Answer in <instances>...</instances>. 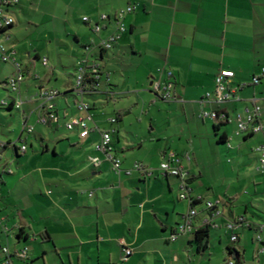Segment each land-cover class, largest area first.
I'll return each mask as SVG.
<instances>
[{"label": "crops", "instance_id": "1", "mask_svg": "<svg viewBox=\"0 0 264 264\" xmlns=\"http://www.w3.org/2000/svg\"><path fill=\"white\" fill-rule=\"evenodd\" d=\"M18 1L17 5L6 8L14 19V7L22 5L21 0ZM2 2L0 0V8ZM37 2L45 3L25 0L22 6L23 13L31 12L30 18H36L30 19L31 26H42L47 16L57 19L58 16L51 12L42 18L39 11L36 14L34 5ZM47 4L52 3L47 1ZM87 5L91 12L90 22L86 23L84 19L83 22L92 32L95 24L103 28L93 39L94 52L102 40L117 33V14L135 7L123 19L126 31L113 48L104 53L99 49L96 55L92 54V59H98L102 64L98 91L78 96L75 93L76 75L74 82H67L64 89H59L48 86L54 81L53 76L58 78L55 71L41 79L20 65L25 78L19 92L14 93L6 85L16 75L14 63L11 77L3 81V87L13 96L3 100L1 107L10 113L20 111L22 129L15 131L11 127L10 134L5 131L0 134V149L11 150L17 158L15 168L4 164L0 167V264L9 259L5 249L10 252L12 264H168L170 261L183 264L177 253L191 239L180 242L181 236L175 241L171 237L191 211L190 199L198 198L201 201L193 206L198 212L193 219L194 231L186 235L209 228L210 239L213 231H221V242L223 236L229 235L230 242L236 244L241 241L242 230H255L264 247V231L260 232L264 217L257 214L264 208V194L258 191L259 181L252 182L254 194L247 193L251 197L244 205V215L236 216L232 208L227 215V205L222 200L217 199L215 204L208 195L198 191L194 173L195 155L200 149V144L198 147L194 140L197 133L192 131L188 121L178 124L182 112L187 118L198 114L204 125L211 121L214 129L215 125L236 122V114L251 106L253 100L264 107V0H91ZM66 10H72V7ZM102 15L110 19L103 21ZM15 26L16 19L13 27L3 34L7 42H11ZM76 41L82 42L79 34ZM11 54L13 58L17 52ZM79 56L77 61L82 58L83 50ZM44 59L37 57L35 61L43 62ZM222 71L235 73L227 85L229 90L238 89L239 100L232 99L224 104L216 102L215 77ZM255 78L259 79L258 84L254 83ZM28 79L35 81L33 92L29 91L28 83L23 90ZM167 83L174 84L169 100L157 92L159 86L163 90ZM43 91L58 92L53 100L56 119L44 106ZM148 95L155 97L151 96L149 100L156 108L150 121L154 129L147 135L129 131L128 125H133H127V119ZM70 98L74 103L69 102ZM19 100L22 103L17 108ZM81 100L91 106L93 117V122L88 124L92 131L86 138L81 137L79 127L68 129V124L87 116L78 107ZM71 104L78 108L74 110ZM215 112L226 113L231 121L201 118L205 113ZM158 116H167V121L165 128L156 131ZM113 118L118 119L117 123L110 122ZM33 120L34 131L29 133L25 126H31ZM99 130L117 135L118 144L120 136H126L128 144L123 148L116 146L112 139L115 154L122 161L119 173L97 149L101 141ZM130 134L137 138L135 142H130ZM214 134L219 140L215 129ZM223 134L228 138L227 146L232 148L229 136L226 132L220 135ZM256 135L240 137L248 141ZM25 144L27 150L23 152L21 148ZM14 145L20 148L18 152ZM30 149L34 151L27 157ZM258 149L256 172L262 175L257 171L261 157ZM134 154H138L139 160ZM22 157H27L25 163ZM94 159L99 163L95 164ZM166 161L181 166L189 174L186 191L179 178L162 175L159 168ZM137 164L148 171L137 170ZM182 193H187L190 199L182 200ZM238 196L231 197L232 206L239 205ZM211 202L222 212L215 219L207 210V203ZM236 221H239L236 230L230 231L228 224ZM233 235L238 236L237 242H232ZM210 239L208 249L203 252L195 239L199 253L206 254ZM164 242L172 243V246H166ZM192 243L189 242L188 247ZM124 247L133 252L127 259ZM229 247L237 250L235 246L227 245L225 264L230 257ZM25 248L28 258L23 260L17 253ZM163 251L174 252L172 259L162 262L154 257ZM246 252L244 249V254ZM261 252L258 257L256 252L253 254L257 264H264V253ZM243 264H246L244 256Z\"/></svg>", "mask_w": 264, "mask_h": 264}, {"label": "rangeland", "instance_id": "2", "mask_svg": "<svg viewBox=\"0 0 264 264\" xmlns=\"http://www.w3.org/2000/svg\"><path fill=\"white\" fill-rule=\"evenodd\" d=\"M39 1H44L45 3L41 5L37 2V4L34 5V9L37 10L36 14L40 12L42 18L43 15L48 14L47 12H49V14L51 12L53 15L58 16L57 19L53 20L48 16H44L43 18L45 19L46 17L47 20L46 22L42 21V26H31L29 23L36 18H30L31 12L29 14L23 13L22 6L25 5V0H21V7L20 5L14 7L16 26L13 31L14 35H12V40L11 42H7L5 40L6 38L4 39L3 37L4 35H1L0 37H2V39L0 38V42L6 48L7 55H12L11 52H17L13 57V59L16 60V63L23 68H27L32 73H35V75L41 79H46L48 75L50 76L52 70L55 71L54 74L57 75L59 81L56 79V76H53L52 78H54V81L51 84H48V86L52 85L59 89H64L67 82H74L73 76L76 75L75 65L78 66L83 56H89L91 59L92 54L96 55L99 51L98 49L94 52L96 50V45L94 47L92 43L93 39H96V34L91 31V27H88L83 22L84 17H91V12L87 5L88 2L91 3V0ZM47 1H50L52 4H47ZM71 1L72 6L70 5ZM69 7H72V10H66V8L68 9ZM77 34H79L80 40L82 41L80 43L76 41ZM84 47H88L89 49L86 50ZM82 50L83 56L77 61ZM28 54L31 55L30 58ZM37 57L40 59L47 58L49 60V66H44L41 61H35ZM13 71L14 64L12 62L5 63L0 58L1 135H3L4 131L7 134L11 127H14L15 131L22 129V116L20 115V111L16 110L13 113H10L8 110L1 107L3 100H9L10 97L13 96V94H10L8 88L3 87L4 82L7 81H5V79L11 77ZM27 83L30 84L28 87H31L29 91H35V81L31 79H28L23 90L25 91ZM24 95L29 94L25 93ZM30 95L32 94L30 93ZM74 96L76 95L74 94ZM151 96L155 99L154 95ZM151 96H146L143 100V104H141L140 101V107L134 108L135 110L132 116L127 119L126 124L128 125L130 123L133 125H128L130 129L129 131H137L142 135H147L154 129L150 126V121L152 119V114L154 115L156 112V108L149 101ZM69 102L74 103L73 98H70ZM71 105L74 110L78 108L73 104ZM181 115L182 117L178 124H187V121L190 122L192 131L197 133V138H194L196 145L199 147L200 144V149H198L197 154L195 155L197 157V163L194 162V173L197 175L196 186L199 188L198 191H201L206 196L208 195L209 199L213 200L215 204L218 203L217 199L222 200V202L227 205V215H229L231 208L236 212V216L239 217L244 215V205L245 203H249L251 195L254 194L253 181H259L260 186L258 191L259 193L264 194V176L259 175L256 172L257 160L260 156L256 150L260 147L259 143L264 142L263 134H257L255 138L245 141L242 137L236 135L237 124L233 121L231 124L222 126L220 130V134L226 132L229 136L232 146V148H229L226 143H218L211 121L206 122L204 125L199 119L198 114H194V117L191 116L189 118L184 116L183 112ZM166 117L167 116L164 118H159V116L156 117L158 127L156 131H159L160 128L166 127ZM63 123L67 124L65 121ZM34 124L35 121L33 120L31 127H33L32 125ZM64 124H62L63 127ZM8 134H10V132ZM111 136L115 145L119 148H123L128 144L126 143L125 135L120 136V144L117 143V135L111 134ZM128 137L130 138V142H135L137 139H134L131 134ZM19 146L21 147V145ZM33 151L34 150L30 149L27 157H29ZM5 152L6 150L4 151L3 149H0V167L4 164L6 167L12 165V168H15L16 156H14V153H12L11 150ZM260 153L262 154V152ZM137 155L138 154H134V157L137 158ZM27 157H22L21 160L23 163L26 162ZM137 159L139 160V158ZM247 193H251V195H248ZM234 194L239 195L240 203L237 206H232L230 203L231 197H233ZM257 214L264 217V213L261 209ZM241 232V241L232 244L229 235L223 236L224 238L221 242V231H213L211 233L210 248L206 254L198 252L194 235H181L180 242L187 240L188 238H190L191 241H186L184 249L177 254L181 256L182 261L186 264H225L227 245H231L237 248L242 258L244 256L246 264H257V262H254L253 254L256 252L255 255L258 257L261 249L264 248L262 242L258 240V233L255 230L252 232L242 230ZM189 242H193V245L191 246L192 248L188 247ZM164 244L169 247L172 246V243L169 244L164 242ZM95 248L96 254L98 255L97 245ZM244 249L247 250L246 254H244ZM173 255L174 252L163 251L154 257L163 262L165 259H172ZM227 259V262L235 261L233 257H228ZM168 264L173 263L170 261Z\"/></svg>", "mask_w": 264, "mask_h": 264}, {"label": "built area", "instance_id": "3", "mask_svg": "<svg viewBox=\"0 0 264 264\" xmlns=\"http://www.w3.org/2000/svg\"><path fill=\"white\" fill-rule=\"evenodd\" d=\"M18 0H3L2 5H9V4H15ZM135 10V7L131 6L127 10L121 11L116 16V28L117 33L112 35L106 40H102L99 43V49L100 51H109L113 48V46L118 42V40L121 38L122 34L126 31L125 24L123 23V19L125 16ZM101 19L103 21H107L110 18L106 15H102ZM84 22L88 23L90 22V19L88 17L84 18ZM15 23V19L7 14L3 8H0V36L3 35L4 31L13 26ZM102 26L100 24H95L94 26V33L100 34L102 32ZM89 48H87L88 50ZM0 58L3 62H12L16 66V75L9 80V82L6 84L9 89L14 92L18 93L20 89V84L23 82L25 76L23 74V71L21 69V66L16 63V60L12 58L11 55H7L6 48L4 45L0 42ZM43 64L45 66L48 65V59L45 58L43 60ZM101 62L96 59H91L89 56H84L81 61L79 62L76 70V79H75V93L78 96H83L86 93L96 92L101 87ZM172 74L170 73V76ZM235 76L234 72L231 71H222L221 73L217 74L215 77V84H216V94H217V100L216 102L218 104H224L232 99L239 100L240 98L237 96V90L238 89H231L229 90L228 85L230 83L231 78ZM254 83L258 84L259 79L255 78ZM174 88L173 83H167L165 88L161 90V86L157 88V92L160 93L161 97L169 100L171 98V91ZM58 96V92L56 91H43L41 94V99L44 102V106H46V109L50 112V116L53 119H56V115L53 113L55 110V105L53 104L54 98ZM210 97V95H208ZM233 97V98H232ZM20 100L16 103L17 108L21 106ZM4 106H8L7 102H3ZM78 107L81 111H84L87 113V116L85 118L76 119L70 124H68V129L72 130L75 127H79L81 129V137L86 138L90 133L91 129L89 128L88 124L89 122H93V117L90 113L91 106L84 102L79 101ZM201 118H212L215 121L224 120L225 122H230V117L226 113L220 114L219 112L215 113H205L201 116ZM118 119L113 118L110 120L111 123H117ZM235 121L237 124V135L243 136V135H255V134H263L264 136V107L259 105L256 100L252 101V105L246 107L243 111L238 112L235 116ZM98 129V128H96ZM25 130L29 133H32L34 131V128L31 126L26 125ZM101 133V141L97 145L98 151L102 152L106 159L111 162L113 166V170L117 173L121 171V165L122 161L120 158L116 156V150L114 148L113 142H112V136L111 132H102ZM22 151L25 152L27 150V146H22ZM260 152H262L261 157L259 158V164L257 171L264 175V143L260 148L258 149ZM95 164L99 163L98 159L92 160ZM136 169L147 172L148 170L142 166L141 164L136 165ZM160 171L162 172V175L165 177L173 176L179 178L182 183L183 187L186 191L188 188V181H189V174L184 171V169L181 166H174L170 161L163 162L160 165ZM130 174V172H129ZM180 198L182 200L190 199L189 196H187V193H182L180 195ZM201 198H198L196 200L190 199L192 209L189 212V214L186 216V220L184 224L179 225L177 228V233H175L171 240L175 241L177 238L181 235H186L189 233H192L194 231L193 227V219L198 215L197 210L193 207V205L196 202H200ZM207 210L211 213V217L213 219L221 216L222 212L217 210L215 208L214 203H207ZM264 212V208H263ZM239 224V221L236 222H230L228 224V229L230 231L236 230L237 226ZM216 226V225H215ZM214 226V227H215ZM217 227V226H216ZM264 231V224L260 226V232L262 233ZM261 236H259V240L261 241ZM238 236L233 235L232 242H237ZM122 244L125 243L122 241ZM6 254H8L7 262L5 264H11L10 260V252L8 249L4 250ZM125 252V259L129 258L133 252L131 249L124 247ZM261 253H264V249ZM17 256L23 260L28 258V249L25 248L23 251L18 252ZM227 264H235L234 261H229Z\"/></svg>", "mask_w": 264, "mask_h": 264}, {"label": "trees", "instance_id": "4", "mask_svg": "<svg viewBox=\"0 0 264 264\" xmlns=\"http://www.w3.org/2000/svg\"><path fill=\"white\" fill-rule=\"evenodd\" d=\"M18 2L15 3V4L2 5V8L7 13L6 8L7 7H11L13 5H17ZM12 27L13 26H11L7 30H5L3 33L6 34ZM102 52L104 53L105 51H102ZM222 126H224V125H215L214 126L215 132L219 136V140H218V143L219 144L227 143V139H228L227 136H226V134L220 135V130H221V127ZM246 140H248V139H246ZM14 149H15L16 152H18L20 150V148H18L17 145H14ZM0 176H1V174H0ZM194 235H195L196 242L199 244V248H200L201 252L207 250L208 247H209V239H210V230H209V228H206L204 230H199ZM228 254H229L230 257H233L234 258L235 264H243V258H242V256L234 248L229 247L228 248Z\"/></svg>", "mask_w": 264, "mask_h": 264}, {"label": "water", "instance_id": "5", "mask_svg": "<svg viewBox=\"0 0 264 264\" xmlns=\"http://www.w3.org/2000/svg\"><path fill=\"white\" fill-rule=\"evenodd\" d=\"M12 263V262H11Z\"/></svg>", "mask_w": 264, "mask_h": 264}]
</instances>
